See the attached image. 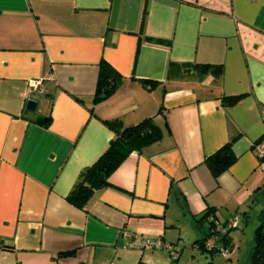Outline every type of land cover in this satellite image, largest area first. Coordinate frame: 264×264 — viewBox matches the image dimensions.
I'll use <instances>...</instances> for the list:
<instances>
[{"label": "crops", "instance_id": "crops-1", "mask_svg": "<svg viewBox=\"0 0 264 264\" xmlns=\"http://www.w3.org/2000/svg\"><path fill=\"white\" fill-rule=\"evenodd\" d=\"M102 59L124 79L95 103ZM172 62L190 66L169 77ZM147 117L162 138L131 153L85 210L72 204L115 136L105 120ZM263 136L264 0H0V264H179L189 250L194 261L207 209L248 221L264 206ZM232 140L237 160L217 178L207 159ZM143 238L180 255L124 246Z\"/></svg>", "mask_w": 264, "mask_h": 264}, {"label": "trees", "instance_id": "trees-1", "mask_svg": "<svg viewBox=\"0 0 264 264\" xmlns=\"http://www.w3.org/2000/svg\"><path fill=\"white\" fill-rule=\"evenodd\" d=\"M146 13L147 9L144 11V19ZM187 66H190V64L172 62L169 67V77L182 76ZM194 66L202 75L212 73L217 78L223 74L224 70L222 65L195 64ZM123 79L124 76L121 72H119L108 60L102 59L94 102L99 103L109 98L117 91ZM142 81L150 89H153L158 84V81L155 80L143 79ZM239 98L240 96L225 97L224 102L232 104L237 102ZM40 121L48 126L52 122V116L49 115L46 118H40ZM105 122L115 132L110 146L94 164L87 167L82 172L79 181L67 196V199L72 204L83 210L87 208V205L98 190L112 186L110 176L131 153L134 151H142L145 146L160 140L163 136V129L156 122L154 117L144 118L137 124L130 126L124 125L120 119H109L105 120ZM262 141H264V136L257 143H261ZM232 142L233 140L225 144L207 159V162L217 178L227 171L237 160ZM260 157L264 158V154L260 153ZM213 216L219 217V215L216 214L215 208L212 207L207 209L205 213L197 219L199 227H201V223L204 220H207L209 223V229L205 232L206 235L203 239L198 240V242L200 248L204 252H210L212 255L221 253L218 245L213 249H208L206 247L207 240L214 232L215 225L214 221L211 219ZM257 220L258 224L254 231L255 245L248 264H264V206L258 212ZM231 229L221 234L218 239L220 244L228 247L229 252L234 244L230 236ZM73 253L74 251H65L61 252L60 255H70ZM140 264L147 263L141 262Z\"/></svg>", "mask_w": 264, "mask_h": 264}, {"label": "rangeland", "instance_id": "rangeland-1", "mask_svg": "<svg viewBox=\"0 0 264 264\" xmlns=\"http://www.w3.org/2000/svg\"><path fill=\"white\" fill-rule=\"evenodd\" d=\"M249 212H250L249 213L250 217L248 218V221H246L243 217L241 218V215L243 214V212L242 213L241 211L236 212L237 215H239L240 217L241 224L239 227H233L231 229V235L232 237H234L236 243L233 244V249L230 252V256H225L220 253V254H215L214 258H212L211 256H206L207 254L205 252H199L197 254L196 259L194 261H191L192 259L190 258H191L192 250H189L188 258H185L183 256L180 259L179 264H210L209 263L210 260L214 262L213 264H237L239 259L245 260L244 258L247 256L249 252L248 251L249 245L251 244V238H252L254 229L258 223V220H257L258 211H254L251 208ZM242 262H245V261H242Z\"/></svg>", "mask_w": 264, "mask_h": 264}, {"label": "built area", "instance_id": "built-area-1", "mask_svg": "<svg viewBox=\"0 0 264 264\" xmlns=\"http://www.w3.org/2000/svg\"><path fill=\"white\" fill-rule=\"evenodd\" d=\"M211 219L214 221L215 227L213 235L206 242V247L208 249H213L216 245H218L221 250V254L228 256V247L224 246L223 244H220L218 242V239L220 238V235L226 233L227 230L238 226L239 216L236 214L227 221H224L223 219L215 216H213ZM131 235L132 233L127 230L124 232V236L126 238L130 237ZM124 246L147 249H166L171 253L174 259H177L180 255V252L172 244L163 241L161 238H143L141 240L134 239L125 243Z\"/></svg>", "mask_w": 264, "mask_h": 264}, {"label": "water", "instance_id": "water-1", "mask_svg": "<svg viewBox=\"0 0 264 264\" xmlns=\"http://www.w3.org/2000/svg\"><path fill=\"white\" fill-rule=\"evenodd\" d=\"M38 107V100L34 99V98H31L28 100V103H27V108L32 110V111H35Z\"/></svg>", "mask_w": 264, "mask_h": 264}]
</instances>
